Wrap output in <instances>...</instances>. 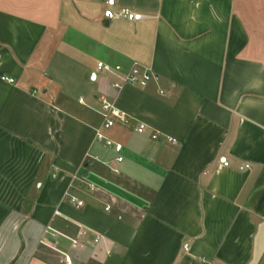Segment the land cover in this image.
Here are the masks:
<instances>
[{
    "label": "crops",
    "instance_id": "obj_1",
    "mask_svg": "<svg viewBox=\"0 0 264 264\" xmlns=\"http://www.w3.org/2000/svg\"><path fill=\"white\" fill-rule=\"evenodd\" d=\"M0 264H264V0H0Z\"/></svg>",
    "mask_w": 264,
    "mask_h": 264
},
{
    "label": "built area",
    "instance_id": "obj_2",
    "mask_svg": "<svg viewBox=\"0 0 264 264\" xmlns=\"http://www.w3.org/2000/svg\"><path fill=\"white\" fill-rule=\"evenodd\" d=\"M110 1V0H106ZM122 15L130 16V12L127 9H123L121 11ZM99 68H103L105 70H110L109 66L105 65L104 63L100 62L98 64ZM152 73L150 72H145L142 77H140L137 72H134L132 75L129 77H126L123 79L122 83H114L113 86L115 88H121L123 86L124 82H141V81H147L152 77ZM4 81H7L9 83H15L16 80L12 77H2L1 78ZM100 111L99 114L101 115L103 119V127L106 129L112 128L117 121H122L125 122L127 121L129 115L120 109H118L114 103H112L110 100H108L105 97L100 98ZM144 129V125H140L139 130ZM96 140L104 143L106 146L110 147L113 149L115 152V159H114V164L111 166V170L114 173H119V168L116 166L117 164H120L124 161V154H123V145L121 143H118L114 141L113 139L107 137L104 132L102 131L101 128L96 129ZM78 205H82V202H78ZM106 210L109 211L110 207H106ZM82 231L80 232V234Z\"/></svg>",
    "mask_w": 264,
    "mask_h": 264
}]
</instances>
